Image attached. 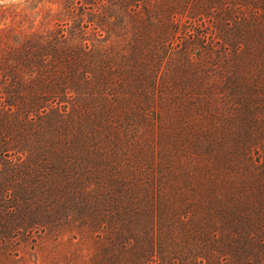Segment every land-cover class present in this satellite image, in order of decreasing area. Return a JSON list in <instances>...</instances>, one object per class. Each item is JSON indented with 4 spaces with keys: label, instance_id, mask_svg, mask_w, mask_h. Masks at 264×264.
Instances as JSON below:
<instances>
[{
    "label": "trees",
    "instance_id": "trees-1",
    "mask_svg": "<svg viewBox=\"0 0 264 264\" xmlns=\"http://www.w3.org/2000/svg\"><path fill=\"white\" fill-rule=\"evenodd\" d=\"M106 1L130 34L119 48L32 35L0 56V258L52 222L51 199L87 196L101 214L67 217L91 230L80 264H142L134 232L178 243L185 230L215 245L216 264H264V0ZM128 115L192 118V169L172 139L167 183L127 168L116 151L136 131ZM121 230L126 240L109 235Z\"/></svg>",
    "mask_w": 264,
    "mask_h": 264
},
{
    "label": "rangeland",
    "instance_id": "rangeland-1",
    "mask_svg": "<svg viewBox=\"0 0 264 264\" xmlns=\"http://www.w3.org/2000/svg\"><path fill=\"white\" fill-rule=\"evenodd\" d=\"M90 1L96 3L88 4L84 0H0V56L4 50L9 49L11 52L13 48L22 44L24 38L32 35H38L43 39L52 37L59 39L63 34L64 39L68 38L71 43L79 46L92 48L117 43L116 49L119 48L123 45L121 39H126L130 35L127 32L128 28L124 26L122 29V24L117 22V19L115 21L108 19V15L116 12L106 0ZM116 14L121 17L119 13ZM103 21H108V25L102 24ZM220 110L222 119L227 110L223 105L220 106ZM187 119L189 123L185 119L183 121L187 126L180 125L176 128L174 122L166 117L159 124L158 121L151 123L149 119L142 122L139 117L128 115L127 120L123 122L135 121L137 127L134 133L131 131L127 136L120 135L121 141L116 151L120 155V160L125 159L127 168L138 171V175L152 173V177L156 174L157 180L166 182L163 175L166 173V166L173 161L167 141L172 139L177 142L174 149L189 157L185 162V168L192 169V118ZM187 189L185 195L174 198L177 208L182 202L192 200V182L188 183ZM86 197L73 202L51 199L50 204L57 205L53 211L56 215L50 213L52 222L46 225L44 231L35 229L36 232L31 236L21 234L15 243H6V249L17 255L12 258L1 257L0 264H80L84 255L81 251L82 243L87 234L91 235V230L86 224L89 231L81 233L80 228L76 227H81L82 224H71L67 217L80 219L79 217L85 215L84 208L87 209L88 206L91 207L92 214L95 212L101 214L99 199L87 198L88 204H85L83 199ZM191 209L190 206L183 208L182 211L187 213ZM54 216L61 219L57 224L53 222ZM89 219L90 217H87V220ZM63 220L69 224L63 225L61 223ZM91 228L96 230L97 224L92 223ZM121 232L124 230L114 231L109 235L113 240H126L129 235ZM106 233L105 237L108 236V232ZM183 233L186 235L178 243H145L143 238L145 235L136 231L134 235L137 242L131 244L134 250H139L142 264L150 257L161 258L159 264H195L196 257L200 255L206 257L203 264H216L215 257L211 254L216 249L214 244L192 243L191 233L187 230ZM3 253L7 252L3 250Z\"/></svg>",
    "mask_w": 264,
    "mask_h": 264
}]
</instances>
